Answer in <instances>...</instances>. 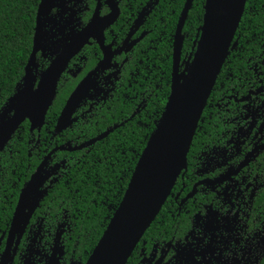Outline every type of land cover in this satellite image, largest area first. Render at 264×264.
I'll use <instances>...</instances> for the list:
<instances>
[{
  "label": "flooded vegetation",
  "instance_id": "flooded-vegetation-1",
  "mask_svg": "<svg viewBox=\"0 0 264 264\" xmlns=\"http://www.w3.org/2000/svg\"><path fill=\"white\" fill-rule=\"evenodd\" d=\"M62 2L60 8L45 16L47 47L56 43L60 48L54 56L48 55V50L38 54L41 72L96 15L100 19L98 29L69 62L59 82L58 93L61 86L75 83L51 127V142L58 137L62 143L45 150L16 198L15 194L2 197L10 201L0 203V264L87 263L94 250L86 257L88 251L83 247L90 236L80 231L78 235L76 230L89 215L84 213V205L76 204L66 193L59 197L54 190L62 183L69 186L78 173L74 170H83L94 149L110 136L115 137L127 123L146 124L143 116L148 102L157 99L156 92L162 89L163 73L158 64L162 57L154 54L168 27V8L173 0ZM186 2L174 30L173 50ZM205 6L206 0L204 16ZM246 8L249 18L244 33L241 31L238 40L235 36L236 46L230 52L235 55L229 60V54L224 64L227 67L223 66L207 101L188 154L187 169L157 216L156 226L147 237L143 236L129 264L264 261V2L247 0L244 14ZM189 14L182 30L185 39L180 73L193 61L204 25L203 20L196 39L185 48ZM106 19L104 26L101 20ZM88 77L87 93L70 126L57 133L69 98ZM170 82L171 94L172 74ZM43 129L32 133V142L37 141L32 150L39 148ZM36 132L38 140L34 139ZM49 156L43 171L47 180L19 209L23 190ZM97 160L102 164L100 158Z\"/></svg>",
  "mask_w": 264,
  "mask_h": 264
},
{
  "label": "water",
  "instance_id": "water-1",
  "mask_svg": "<svg viewBox=\"0 0 264 264\" xmlns=\"http://www.w3.org/2000/svg\"><path fill=\"white\" fill-rule=\"evenodd\" d=\"M63 0H41L38 8L33 51L25 68L20 92L0 115V152L25 122L31 133L43 129L57 97L58 86L69 62L98 29L93 22L58 53L51 65L39 72L37 55L47 47L45 16L60 8ZM58 2V3H57ZM60 2V3H59ZM194 0H187L175 35L171 94L160 123L144 149L123 200L86 264H127L143 236L160 214L178 178L187 169L188 154L207 101L231 52L247 0H206L204 25L193 61L180 73L184 37L182 30ZM104 26L106 20H101ZM89 77L73 92L59 118L56 132L71 124L81 99L88 90ZM106 136V135H105ZM103 138V137H102ZM96 142V141H95ZM23 190L19 209L36 194L47 176L48 159ZM38 200L33 205L36 208ZM55 260V259H54Z\"/></svg>",
  "mask_w": 264,
  "mask_h": 264
},
{
  "label": "trees",
  "instance_id": "trees-1",
  "mask_svg": "<svg viewBox=\"0 0 264 264\" xmlns=\"http://www.w3.org/2000/svg\"><path fill=\"white\" fill-rule=\"evenodd\" d=\"M185 1L173 0L171 8H168L170 13L166 23L168 27L162 36V41L157 44V51L154 54L162 57L161 62L158 63L163 73L162 89L156 92L159 96L157 99L148 102L143 116L146 124L127 123L124 128L115 133V137L110 136L104 143L101 142L94 149L93 153L87 158V163L83 165V170H74L78 173L70 181L69 186L62 183L57 185L54 190L55 195L60 197V195L66 193L67 198H74L76 204L84 205L83 207L86 209L84 213L89 215V218H84L83 224L76 230L78 235V231H80L90 236V240L84 241L83 248L88 251L86 257L92 253L105 232L110 217L118 209L136 165L150 140V136L154 133L162 113L165 111L170 94L173 35ZM40 3L41 0H0V115L7 104L21 90L25 68L33 51L36 19ZM204 5L205 0H195L194 2L185 27V31L189 35L185 48L192 43L193 39H196L198 29L203 24ZM248 12L249 10L244 14L236 40L241 36V31L243 32L244 23L249 18ZM233 55H235V52L230 54L229 60L232 59ZM39 57L40 55H37L36 60L41 73L43 68L39 62ZM224 67L226 68L227 64ZM222 77L223 73L218 82L222 80ZM67 84L60 87L58 96L46 117L47 125L41 133L39 148L32 150L37 141L32 142L33 135L30 131V124L25 122L9 145L0 152L1 204L5 201L7 204L10 201V198L8 200L2 198L6 195L9 197L10 194H15V198L18 196L23 183L30 177L45 155V150L54 148L56 142H58L57 144L62 143L58 137L56 142H51L54 129L51 127L75 86L73 82ZM132 109L133 107H130L131 111ZM34 136V139L38 140L37 132ZM51 143L52 145H50ZM97 158L103 161L102 164L97 163ZM82 173H86L87 176H83ZM68 188H70V191ZM164 209H162V212ZM156 221L145 234L146 237L156 226ZM131 259L128 264L131 263ZM262 264H264V261Z\"/></svg>",
  "mask_w": 264,
  "mask_h": 264
},
{
  "label": "rangeland",
  "instance_id": "rangeland-1",
  "mask_svg": "<svg viewBox=\"0 0 264 264\" xmlns=\"http://www.w3.org/2000/svg\"><path fill=\"white\" fill-rule=\"evenodd\" d=\"M59 48H60L59 45L54 43V45H52V47L49 48L48 55H51V56L53 55L54 56L57 53Z\"/></svg>",
  "mask_w": 264,
  "mask_h": 264
}]
</instances>
